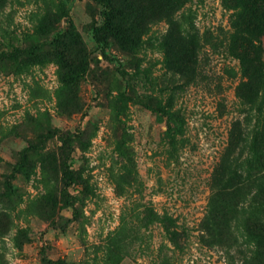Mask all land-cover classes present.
I'll use <instances>...</instances> for the list:
<instances>
[{
	"label": "rangeland",
	"instance_id": "1",
	"mask_svg": "<svg viewBox=\"0 0 264 264\" xmlns=\"http://www.w3.org/2000/svg\"><path fill=\"white\" fill-rule=\"evenodd\" d=\"M111 2L104 44L95 0H0V264H229L200 222L222 157L264 183V0Z\"/></svg>",
	"mask_w": 264,
	"mask_h": 264
},
{
	"label": "trees",
	"instance_id": "2",
	"mask_svg": "<svg viewBox=\"0 0 264 264\" xmlns=\"http://www.w3.org/2000/svg\"><path fill=\"white\" fill-rule=\"evenodd\" d=\"M101 5V24L94 29V37L100 43H107L105 31L112 27V2L111 0H95ZM18 56L17 52L3 51L0 60L12 59ZM87 64H84L80 77L84 76ZM72 136L64 135V147L70 151L69 141ZM24 150L20 166L28 159ZM68 182L71 175L66 174ZM246 174L230 168L229 159L222 157L213 174L214 189L209 199L208 209L201 220V240L204 244L214 247L221 246L226 250L229 264H264V183L254 187L252 201L246 203L245 195L250 193ZM262 176H259L261 178ZM233 180V181H232ZM69 203V202H68ZM247 208H251L248 211ZM152 213L158 212L151 209ZM162 223L167 231L170 241L175 246H181L183 231L177 229L174 217L169 214L161 215ZM42 259L45 264H59L57 260L49 257L42 250ZM260 254L262 257H260Z\"/></svg>",
	"mask_w": 264,
	"mask_h": 264
}]
</instances>
